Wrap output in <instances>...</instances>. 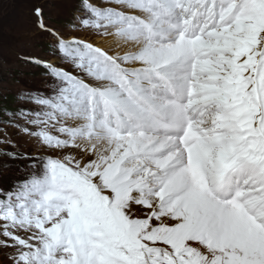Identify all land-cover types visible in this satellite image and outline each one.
Returning a JSON list of instances; mask_svg holds the SVG:
<instances>
[{"label":"snow or ice","instance_id":"obj_1","mask_svg":"<svg viewBox=\"0 0 264 264\" xmlns=\"http://www.w3.org/2000/svg\"><path fill=\"white\" fill-rule=\"evenodd\" d=\"M33 14L51 58L19 59L49 84L5 110L39 146L0 140L8 264H264V0Z\"/></svg>","mask_w":264,"mask_h":264},{"label":"rangeland","instance_id":"obj_2","mask_svg":"<svg viewBox=\"0 0 264 264\" xmlns=\"http://www.w3.org/2000/svg\"><path fill=\"white\" fill-rule=\"evenodd\" d=\"M79 0H0V140L6 135L17 143L21 150L35 152L38 144L34 139L19 134L13 127L7 126L11 117L6 109L13 111L18 103L16 97L26 89L47 90L49 80L41 70L23 63L19 57L28 54L50 56V38L36 27L33 9L41 6L52 22L64 25L73 15ZM81 37L89 33L83 28L75 30ZM97 43H110L108 38L93 34ZM108 40V41H107ZM0 147H8L7 144ZM6 159V158H4ZM19 164V162H11ZM21 175L17 167L0 168V185L8 186ZM0 264H8L5 253L0 251Z\"/></svg>","mask_w":264,"mask_h":264},{"label":"bare ground","instance_id":"obj_3","mask_svg":"<svg viewBox=\"0 0 264 264\" xmlns=\"http://www.w3.org/2000/svg\"><path fill=\"white\" fill-rule=\"evenodd\" d=\"M108 40H109V39H108ZM108 40H107V41H108ZM107 44H108V43H105V45H107Z\"/></svg>","mask_w":264,"mask_h":264}]
</instances>
